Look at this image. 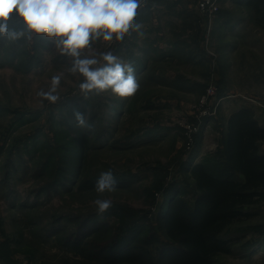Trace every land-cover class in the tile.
<instances>
[{
    "label": "rangeland",
    "instance_id": "rangeland-1",
    "mask_svg": "<svg viewBox=\"0 0 264 264\" xmlns=\"http://www.w3.org/2000/svg\"><path fill=\"white\" fill-rule=\"evenodd\" d=\"M148 2L154 10L151 13L146 7L148 27L136 36L140 38L138 41L150 52H153L154 39L156 44L166 45L162 53H169L166 61L171 68L177 65L179 57H186L185 64L193 65L201 53L195 45L200 33L198 19L188 8L191 0H144L138 10L144 9ZM197 2L192 3L193 9ZM218 4L219 12L213 23L227 21L231 30L237 32L234 38H249V44L264 55L255 36L258 29H264V0H218ZM248 6H252L251 9ZM243 24L248 26L244 28ZM9 27L16 31L24 27L15 12L11 14ZM248 28L251 31L246 32ZM133 31L130 29L128 37L119 41L115 36L111 41L103 40L102 36L95 40L90 37L92 51L82 50L81 58L95 53L99 59V53L110 51L122 63L130 65L135 48H130ZM223 31L222 28L215 34L212 32L214 37L221 38ZM56 40V37L35 33L31 39L21 37L15 41L0 37V264H105L87 259L85 253L81 255L79 251L61 248L42 234L51 227L61 226V236H64L72 229V224L68 227L62 220L64 217L84 220L99 214L93 204L96 198L113 201V207L105 212L112 229L104 238L94 239L90 246L106 244L114 237L118 231V225L114 226L117 211L144 220L148 227L145 233L151 228L155 240L167 242L159 222L162 205L166 204V191L182 184L189 192L180 193L179 197L190 203L189 171L205 157L223 153L219 131L222 112L220 104L215 105L219 98L216 85V96L207 103L214 108V115L197 118L208 108L203 107L205 104L200 100L207 86L214 82L211 71L202 78V89H180L194 79L171 69L170 89H138L128 97H119L111 89L85 93L79 87L84 77L70 71L73 58L59 50ZM118 46L123 50L114 51ZM162 48L156 47L159 51ZM244 48L235 56L237 62L235 60L233 69L238 74L227 77L225 84L234 83L236 87L242 84L254 91L264 89L260 79L242 75L246 71L241 70L243 64L249 67L248 74L257 65H248L249 52ZM30 61H34L32 67L28 66ZM19 62L23 67L17 69ZM103 63L101 61V65ZM184 71L195 76L191 67ZM61 73L60 85L54 93L58 97L55 102L37 95L40 90L48 91L52 77ZM248 99L262 100L264 95ZM77 112L84 116L83 127L76 121ZM23 116L29 119L23 122L20 120ZM65 122L69 132H65ZM59 133L65 137H80L82 141L86 138L82 142V169L71 191H67L69 184L50 188L54 181L49 176L53 165L46 167V157L42 156L52 153L53 159H58ZM109 169L118 181L117 189L98 194L96 183L91 180ZM41 189L47 190L41 193ZM241 209L246 215L220 234L230 242L226 245L229 252L218 253L211 264H264V202H254ZM158 245L156 243L155 247ZM90 255L88 249L87 256ZM156 258L152 251L146 255L144 263L133 264H153Z\"/></svg>",
    "mask_w": 264,
    "mask_h": 264
},
{
    "label": "trees",
    "instance_id": "trees-1",
    "mask_svg": "<svg viewBox=\"0 0 264 264\" xmlns=\"http://www.w3.org/2000/svg\"><path fill=\"white\" fill-rule=\"evenodd\" d=\"M32 62L28 66L32 67ZM22 67L19 62L16 68ZM28 119L23 116L20 120ZM65 123V132H69V125ZM67 136L59 133L56 140L58 159H53L52 153L42 156L46 157V167L53 165L49 172L54 180L50 188L69 184L67 191H71L82 169V142L86 138L82 141L80 137ZM261 141H264V127L258 125L250 108H240L230 115L222 137V155L207 156L189 171L191 202L179 197L180 193L189 192L182 184L166 191V204L162 205L159 222L167 242L155 240L151 228L145 233L148 227L144 220H136L123 211L115 214L114 226L118 225V231L103 245L90 246L94 239L104 238L112 229L105 213L93 214L84 220L64 217L62 220L68 227L72 224L66 235L61 236V226L51 227L42 234L61 248L85 253L87 259L97 263H144L146 255L154 251L157 258L153 264H211L218 253L229 252L226 245L230 242L220 235L223 229L246 215L241 208L264 202V153L258 147ZM97 179L91 182L95 184ZM46 190L41 189V193ZM88 249L91 250L89 257Z\"/></svg>",
    "mask_w": 264,
    "mask_h": 264
},
{
    "label": "clouds",
    "instance_id": "clouds-1",
    "mask_svg": "<svg viewBox=\"0 0 264 264\" xmlns=\"http://www.w3.org/2000/svg\"><path fill=\"white\" fill-rule=\"evenodd\" d=\"M143 3L144 0H0V37L12 41L21 37L31 39L33 33L56 37L59 50L73 58L70 71L84 77L79 85L81 91L99 93L111 89L119 97H128L139 89L130 65L122 63L110 51L99 53V59L95 53L90 57L81 56L84 49L92 51L90 37L95 40L102 36L103 40L111 41L115 36L119 41L130 29L138 31L140 25L134 20ZM13 12L23 22L20 31L9 27ZM62 75L53 76L49 90H40L37 95L55 102L58 97L54 93ZM75 118L78 125L85 126L81 113H75ZM117 186L118 181L109 169L100 173L95 191L111 193ZM93 204L99 214L113 207V201L107 198H96Z\"/></svg>",
    "mask_w": 264,
    "mask_h": 264
},
{
    "label": "crops",
    "instance_id": "crops-1",
    "mask_svg": "<svg viewBox=\"0 0 264 264\" xmlns=\"http://www.w3.org/2000/svg\"><path fill=\"white\" fill-rule=\"evenodd\" d=\"M195 1L196 0H191V3L188 5V8L189 10L194 11L195 17L198 19L197 23L199 25L200 33L198 34L197 43L195 45L197 51H199L201 55L196 57L193 62V65L185 64L186 60H188L186 57L185 59H183V57H179V62L177 63V65L171 68V66L168 65L169 62L166 61L168 60L169 53H162L165 48L164 46L166 45L156 44L155 39V43L153 44L152 48L153 52L144 49V44L139 42L138 39L140 38H137L136 36L141 35L142 31L144 29H147L148 27L149 21L145 20L146 15L144 12L146 11V7L150 10L151 13L154 9L151 10L152 4L151 2H148L147 6H145L144 9L137 10L134 23L139 24L140 28L138 31H133L134 38L130 39V48L135 46V48L132 50L131 55L133 56V59L131 60L130 66L134 70L133 74L139 84V89H170L171 85L169 83L171 82L169 80L171 76V69L175 73L177 72L180 73V75L186 76V78H193L196 82L195 84L193 80L191 84L184 83L180 87V89H202V86H204L200 84L202 78L204 77L205 79L212 72L211 78L213 79L212 81H214L215 85L218 87V104H220V113L222 112L221 117L223 116V118L220 117L219 120L220 137H223L222 134L224 133V130L226 128V122L230 115L238 109L244 107L250 108L254 113V118L257 121L258 125L264 127V108L258 107L257 105H249L250 103H247V101H249L248 98H258L264 95V89H257L256 91H254L253 89H246V87H243L244 85L242 84L239 87H236L234 83H231L229 85L225 84V80L227 77H235L237 73V70L233 69V65H235V60L237 62L235 56L244 47V50L246 52H249L248 56L250 58V61L247 62L248 65L251 63H257V65H254L250 69V71H252L250 72L251 74H248L249 67L246 68L243 64V66H241V70L245 69L246 71L245 74L242 75L247 78L255 76L256 78L264 82V55L258 54L257 49L249 44V38H234L237 32H233L231 30V24L227 23V21L225 23L214 24L212 20L211 24L208 25L207 19L200 16L197 6H195L194 9L192 8V3ZM251 7L252 6H248L247 8L251 9ZM257 11H259L258 8ZM243 26L244 28H246V26L248 25L243 24ZM222 28L224 31L221 38L214 37V34ZM248 30L251 31V28H248L246 32H248ZM212 31L214 32V34ZM255 36H258V40L260 43L259 47L262 51H264V29H258L255 33ZM161 46L163 48L159 51L158 49L161 48ZM156 47L158 49H156ZM121 48L122 47L118 46L116 48H113V50L118 51ZM210 52L213 53V55L211 54L212 56L210 55ZM213 56H215V58ZM213 58L215 59L214 62ZM189 67L193 69L195 76H189L186 71H184V69L186 70ZM240 99H243L245 101ZM258 147L260 152L264 153V141L259 142Z\"/></svg>",
    "mask_w": 264,
    "mask_h": 264
},
{
    "label": "built area",
    "instance_id": "built-area-1",
    "mask_svg": "<svg viewBox=\"0 0 264 264\" xmlns=\"http://www.w3.org/2000/svg\"><path fill=\"white\" fill-rule=\"evenodd\" d=\"M197 9L200 13V16L203 18H206L208 21V25L211 24L213 18L215 17V15L219 12V4H218V0H199L196 3ZM138 10V9H137ZM130 33V30L127 34H125V36L123 37V39L127 38L128 35ZM213 55V53L210 52V55ZM211 55V56H212ZM215 58V56H213ZM213 58V62L215 61V59ZM216 86L214 82H211L206 89L205 94L202 96L200 102L202 105H204L203 107H208L205 109V111L203 112V114L199 115V117L197 118H202V117H208V116H213L214 115V108L211 109V107L208 106V101L211 100L212 98H214L216 96ZM250 102H253L255 104H257V106H260L262 108H264V99L262 100H252V99H248ZM218 100L216 101V106L218 105ZM215 106V107H216ZM202 107V108H203ZM191 140L188 141V146L190 145Z\"/></svg>",
    "mask_w": 264,
    "mask_h": 264
}]
</instances>
